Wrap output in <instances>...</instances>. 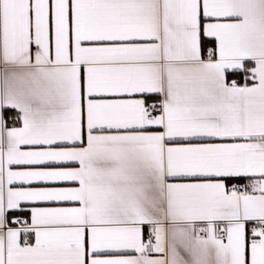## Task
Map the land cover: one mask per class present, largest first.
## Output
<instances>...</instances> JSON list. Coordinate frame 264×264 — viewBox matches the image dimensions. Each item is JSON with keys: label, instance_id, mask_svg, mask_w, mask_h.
I'll return each mask as SVG.
<instances>
[{"label": "snow or ice", "instance_id": "snow-or-ice-1", "mask_svg": "<svg viewBox=\"0 0 264 264\" xmlns=\"http://www.w3.org/2000/svg\"><path fill=\"white\" fill-rule=\"evenodd\" d=\"M0 264H264V0H0Z\"/></svg>", "mask_w": 264, "mask_h": 264}]
</instances>
